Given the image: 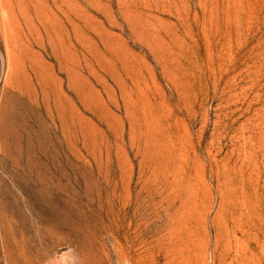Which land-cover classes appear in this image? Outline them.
Listing matches in <instances>:
<instances>
[{
	"label": "rangeland",
	"instance_id": "rangeland-1",
	"mask_svg": "<svg viewBox=\"0 0 264 264\" xmlns=\"http://www.w3.org/2000/svg\"><path fill=\"white\" fill-rule=\"evenodd\" d=\"M0 264H264V0H0Z\"/></svg>",
	"mask_w": 264,
	"mask_h": 264
}]
</instances>
